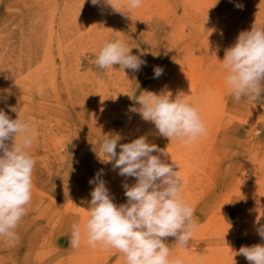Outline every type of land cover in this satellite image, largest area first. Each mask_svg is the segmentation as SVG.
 Masks as SVG:
<instances>
[{
	"label": "rangeland",
	"instance_id": "374dc122",
	"mask_svg": "<svg viewBox=\"0 0 264 264\" xmlns=\"http://www.w3.org/2000/svg\"><path fill=\"white\" fill-rule=\"evenodd\" d=\"M115 2L124 11L123 0ZM255 22L264 26V0H144L130 17L91 0H0V110L12 119L21 114L37 130L29 150L36 161L32 201L15 246L0 238V264H125L115 249L69 243L71 225L87 217L89 180L99 170L117 205L127 202L122 184L136 183L100 162L93 147L105 135H120L121 144L147 135L169 154L162 160L178 164L198 227L187 250L166 240L172 257L249 264L233 252L264 244L257 232L264 226V94L235 102L220 61ZM118 38L146 61L139 72L95 65L102 43ZM157 66L164 70L158 79ZM162 89L198 107L205 136L185 146L129 111L140 107L136 96Z\"/></svg>",
	"mask_w": 264,
	"mask_h": 264
},
{
	"label": "clouds",
	"instance_id": "9594fccd",
	"mask_svg": "<svg viewBox=\"0 0 264 264\" xmlns=\"http://www.w3.org/2000/svg\"><path fill=\"white\" fill-rule=\"evenodd\" d=\"M91 3L110 5L130 17L144 0H123L124 11L118 10L115 0H103V4L102 0H91ZM235 6L243 8L242 4ZM132 48L123 39L105 40L94 63L105 70L119 65L123 72L127 69L137 73L146 66V61L132 54ZM220 62L227 93L234 101L238 103L245 98L258 101L264 94V26L255 22L251 30L241 31L235 43L225 49ZM163 71L154 67L153 78L158 79ZM186 96L181 92L173 99V93L166 89L159 93L145 90L135 98L140 107H130L129 111L153 123L159 136L188 146L205 136L207 128L200 110ZM36 136L37 130L30 120L19 113L12 119L0 110V238L12 247L19 241L16 229L32 201L36 161L29 150ZM121 139L120 135H105L99 142V151L97 146L93 151L101 163H112L113 170H119L118 175L136 179L131 186L122 184L127 202L114 203L103 179V169L99 170L89 180L94 187L87 217L71 225L70 246L78 249L84 243L93 249L98 246L115 249L123 254L125 264H184L182 257H172L166 243L173 237L181 249L187 250L198 227L194 206L181 194L183 179L178 164L162 160L161 156L169 154L150 143L147 135L130 143L121 144ZM7 141L12 143L9 145ZM256 223L259 224V217ZM257 232L264 239V226H259ZM233 253L245 257L249 264H264V244L241 246Z\"/></svg>",
	"mask_w": 264,
	"mask_h": 264
},
{
	"label": "crops",
	"instance_id": "0c3cea01",
	"mask_svg": "<svg viewBox=\"0 0 264 264\" xmlns=\"http://www.w3.org/2000/svg\"><path fill=\"white\" fill-rule=\"evenodd\" d=\"M67 189H68V188H67ZM73 189H74V188L70 186L68 190H70V191H74ZM77 191H79V192L81 191L83 198H84L85 196L88 195V193H86L82 188H81V189H77ZM40 231L43 232V229H41ZM40 231H39V232H40ZM39 232L37 231V233H39ZM37 233H36V234H37ZM36 234H35V235H36ZM26 245H28V247H29V246H30V242L27 243Z\"/></svg>",
	"mask_w": 264,
	"mask_h": 264
}]
</instances>
